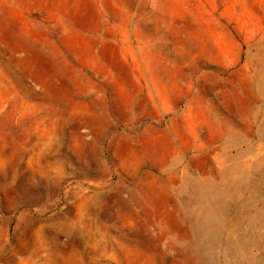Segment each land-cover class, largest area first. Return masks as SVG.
Segmentation results:
<instances>
[{
  "label": "rangeland",
  "instance_id": "1",
  "mask_svg": "<svg viewBox=\"0 0 264 264\" xmlns=\"http://www.w3.org/2000/svg\"><path fill=\"white\" fill-rule=\"evenodd\" d=\"M0 264H264V0H0Z\"/></svg>",
  "mask_w": 264,
  "mask_h": 264
},
{
  "label": "bare ground",
  "instance_id": "2",
  "mask_svg": "<svg viewBox=\"0 0 264 264\" xmlns=\"http://www.w3.org/2000/svg\"><path fill=\"white\" fill-rule=\"evenodd\" d=\"M73 226V222H71L70 224H68L67 228L68 229H71ZM78 235L80 234V232H76ZM82 235H79V238L81 237Z\"/></svg>",
  "mask_w": 264,
  "mask_h": 264
}]
</instances>
